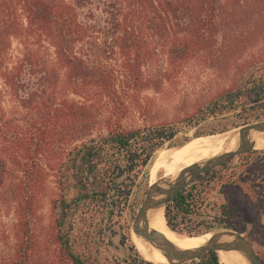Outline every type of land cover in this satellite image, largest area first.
Instances as JSON below:
<instances>
[{
    "label": "trees",
    "instance_id": "16d2710c",
    "mask_svg": "<svg viewBox=\"0 0 264 264\" xmlns=\"http://www.w3.org/2000/svg\"><path fill=\"white\" fill-rule=\"evenodd\" d=\"M13 39L19 45L15 57L9 53ZM260 42L264 0H0V80L21 107L29 131L19 142L25 153L12 161L17 173L4 159L1 133L0 203L10 174L18 175L14 185L23 199L8 264H36L29 226L31 186L48 171L55 177L54 206L60 209L51 234L56 264H154L132 242L126 257L103 256L93 235L103 234L102 223H115L126 209L135 210L130 198L138 179L159 149L175 145L171 142L180 132L222 133L237 125H209L231 115L241 123L264 120ZM193 61L211 69L235 64L239 74L181 121L153 122L143 116L142 92L177 78ZM132 113L140 123H129ZM28 139L34 140V156H27ZM53 140L64 141L66 152L59 161L47 157L45 147ZM38 155L44 158L39 163ZM235 158L247 177H238L230 166ZM251 176L261 179L255 183ZM237 190H242L239 201L248 206V217L259 222L264 217V149L232 156L199 175L165 205L166 224L185 235L215 228L243 233L246 224L233 207ZM210 203L218 205L208 214L215 224L183 231L186 219L202 218L215 208ZM80 224L92 229L80 232ZM257 253L264 264V250ZM182 264L222 262L212 250Z\"/></svg>",
    "mask_w": 264,
    "mask_h": 264
},
{
    "label": "rangeland",
    "instance_id": "374dc122",
    "mask_svg": "<svg viewBox=\"0 0 264 264\" xmlns=\"http://www.w3.org/2000/svg\"><path fill=\"white\" fill-rule=\"evenodd\" d=\"M70 1V0H68ZM256 50H264V42L258 44ZM19 45L16 39L12 40V45L9 50L11 56L15 57L18 55ZM243 58V57H242ZM241 60V59H240ZM235 65V64H234ZM234 65L230 67H218V69H211L207 64L202 61L190 62L184 67L181 74L172 79L170 82H164L158 89L149 88L144 90L141 95V103L144 106V115L153 122L162 121H181L186 114L190 113L192 109L204 98H206L210 93L227 86L231 80L236 79L239 74L240 67L235 68ZM21 107L17 102L8 94L5 84L0 80V116H3V122L0 121V144L1 143V133L4 132V159L7 160V164L10 169L15 171L13 164V158H21L25 153L24 146L19 145V142L24 143L25 133H29L26 125L22 119ZM254 119V118H252ZM239 117L236 115H231L227 119L223 118L221 120L214 121L210 123L209 126L230 124L237 125L236 127L244 124L239 121ZM262 120V119H260ZM257 121V120H256ZM141 122L140 117H136L135 113L131 114L129 123L138 124ZM231 125V124H230ZM236 127H231L228 130H232ZM227 130V131H228ZM12 132L14 138H8L7 134ZM220 133H216L218 135ZM9 135V134H8ZM194 136L193 130H186L180 132L171 143L177 145L183 141L194 136L195 138L202 139L207 138L206 136ZM20 140V141H17ZM29 145L28 154L34 156V140H27ZM58 145V146H57ZM64 141L53 140L51 144L46 145L47 157L51 160L59 161L63 158L66 149L64 147ZM174 146L168 145L166 143L163 148L159 149L153 158L150 160L146 166V172L143 177L138 179L136 186L133 188L131 194L130 202L132 203L135 210L131 212L130 209H126L122 217L114 219L115 223H102L99 230L103 233L102 235H93L94 246L97 248L98 252L106 257L115 256L118 258L126 257L130 252L128 250L131 243H133L135 249L142 256L138 250V247L134 243L131 236L130 225L132 218L135 214L136 209L144 198L145 192L147 190L148 182L151 181V168L152 164L159 153L166 150L167 148ZM44 158L35 157V160L43 161ZM182 162V160L177 161L176 166ZM16 164V162H14ZM230 166L237 170V176L241 178L247 177L246 171H242L241 162L238 158H235ZM17 173V171H15ZM160 172L159 174H161ZM41 182L37 183L35 186H31L32 195V212L30 213V234L31 240L33 241L32 262L36 264H56V246L52 242V224L57 211L60 209L54 206V201L58 197V188L55 182V177L48 171ZM255 176H251L249 181ZM5 182L3 188V201L0 203V264H8L9 258L15 248V234L18 232V213L20 210V205L23 199L20 197L14 182L17 181L18 175L10 174ZM261 178L256 177L254 182L256 183ZM147 183V184H146ZM191 185V184H190ZM242 190H237L232 194L233 207L235 208V217L241 222L242 220L246 224V230L243 232L248 239H251V243L254 249L257 251L264 250V217L261 216V220L257 222L254 219L248 217L247 215V205L241 203L239 199L241 198ZM215 200V199H214ZM213 202V201H211ZM214 204L210 203L209 206ZM213 210H206V215L199 218L192 215L189 219H186L182 224L183 231H196L202 229L208 225H213L215 223H210L208 214H213L216 212L218 205H214ZM208 220V221H207ZM79 225L80 232L87 230V228L92 229V226ZM218 228H215L216 230ZM213 230V231H214ZM211 234L203 233L199 235H189L195 237L205 238L207 235ZM123 235V236H122ZM127 235L130 236L128 241ZM185 235V234H180ZM123 243V244H122ZM222 264H225L221 258Z\"/></svg>",
    "mask_w": 264,
    "mask_h": 264
},
{
    "label": "water",
    "instance_id": "95a60500",
    "mask_svg": "<svg viewBox=\"0 0 264 264\" xmlns=\"http://www.w3.org/2000/svg\"><path fill=\"white\" fill-rule=\"evenodd\" d=\"M237 144L230 150L200 161L192 162L181 168L175 175L159 174L155 181L148 182L144 198L132 218L130 232L156 248L167 260L166 264H182L197 259L208 251L237 250L244 255L248 264H260L259 256L244 233L231 228H218L199 246L180 248L148 224V213L152 209H163L170 198L192 184L199 175L217 167L232 156L257 150L252 138L253 132H264V120L244 123L236 128ZM233 130V129H232ZM195 138L194 136L179 144ZM192 140V139H191ZM178 145V144H177ZM165 218V217H164ZM155 264V263H154Z\"/></svg>",
    "mask_w": 264,
    "mask_h": 264
},
{
    "label": "bare ground",
    "instance_id": "6f19581e",
    "mask_svg": "<svg viewBox=\"0 0 264 264\" xmlns=\"http://www.w3.org/2000/svg\"><path fill=\"white\" fill-rule=\"evenodd\" d=\"M237 130H228L218 135L206 136L207 138H191L184 142L167 148L157 155L151 168V181H155L159 173L164 176L175 175L181 168L192 162L200 161L207 157L220 153L223 150H230L236 144ZM252 138L255 141V148L264 149V132H253ZM182 160L177 166L176 162ZM148 224L176 246L180 248H194L202 244L211 234L205 238L180 235L172 231L166 224L163 209H152L148 213ZM131 236L138 250L145 260L155 264H166V258L151 244L137 237L132 231ZM225 264H248L246 258L237 250L218 251Z\"/></svg>",
    "mask_w": 264,
    "mask_h": 264
}]
</instances>
